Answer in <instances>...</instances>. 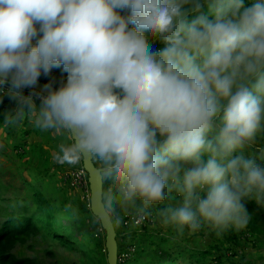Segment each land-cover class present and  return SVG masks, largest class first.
<instances>
[{"label": "clouds", "instance_id": "1", "mask_svg": "<svg viewBox=\"0 0 264 264\" xmlns=\"http://www.w3.org/2000/svg\"><path fill=\"white\" fill-rule=\"evenodd\" d=\"M53 69L58 87L24 94ZM5 85L0 126L51 132L56 164L94 171V224L219 236L264 204V0H0Z\"/></svg>", "mask_w": 264, "mask_h": 264}, {"label": "trees", "instance_id": "2", "mask_svg": "<svg viewBox=\"0 0 264 264\" xmlns=\"http://www.w3.org/2000/svg\"><path fill=\"white\" fill-rule=\"evenodd\" d=\"M153 47L157 50L160 49L159 43H154ZM66 75L67 74L62 72L61 69H53L50 75L41 78V81L44 83H49L51 81L54 87H58L60 82L66 79ZM8 100V96L0 93L1 105H6ZM36 103L39 105L38 99H36ZM29 127L30 124L25 122L22 126L15 127L9 135H6V138H8L7 140L10 141V143L12 142V147L15 148V153L17 154L23 153V149L26 151L27 146L30 144L27 143V137L30 132H33L34 135L38 136V138L44 142L51 141L49 134H44V131L34 128L33 126L29 131ZM10 129L12 130L11 127ZM8 130H6V132ZM31 144L32 148L28 147L29 153L31 150L36 152L39 148L40 154L37 158L40 162L44 161L43 163H45L48 157L46 151L41 148V143ZM262 147H264L263 144ZM62 167L61 165L59 169ZM65 167L67 169L63 168L61 172L77 168L69 165ZM41 168L43 173L48 170L47 165H43ZM35 171L37 172L40 170ZM47 172H49V170ZM60 180H62V177ZM21 181L22 186L17 189L18 194L15 197L9 198L0 196V217L2 216V220L0 221V264H37L34 259L18 258L11 252L16 244H24L31 236L57 242L65 249L78 252L80 257L79 264H98L93 248L87 249L77 243L73 235L76 229L72 231L70 226L67 227L61 222L57 225L55 222L56 219L59 220L58 216L62 217V214L58 212H64L67 206H72L71 203L66 202L64 198L57 194L55 198H49L45 192V188L23 177H21ZM61 187L64 189H71L66 187L64 183ZM74 203L73 207L77 208V202L74 201ZM81 208L89 213L87 204L82 205ZM247 208L251 214V220L242 231L237 232L228 230L219 236L206 227L197 231L198 233L211 232L210 240L214 244L215 253H211L210 250L198 251V249H190L186 246L183 247L182 250L176 247L175 251H171L169 248L173 247V244H169L166 238L157 237L155 242L154 237H152V240H149L150 236L144 233H142L141 238H136V236H138L137 231L145 227H124L121 223L119 226L120 231L116 234V237L118 235L117 255L119 257L121 254L125 253L128 248L133 247L134 250L129 258L122 263L118 262V264H264L262 261L258 262L260 261L259 259H262V251L264 252V204H257L255 201H249ZM187 230L188 229L185 228L182 231V235L185 234ZM81 234L85 235L83 232H81ZM244 238L250 241L251 246L256 249L253 254L250 253L248 255L249 259H245L246 255L242 253L245 244L243 241ZM194 239L196 240L197 238L194 237ZM93 243H95V240H93ZM164 244H167L169 248L165 249L163 246ZM147 245H151V248H158L160 250H146ZM221 245L223 247H220ZM252 257H255L257 260L256 263L252 262Z\"/></svg>", "mask_w": 264, "mask_h": 264}, {"label": "rangeland", "instance_id": "3", "mask_svg": "<svg viewBox=\"0 0 264 264\" xmlns=\"http://www.w3.org/2000/svg\"><path fill=\"white\" fill-rule=\"evenodd\" d=\"M154 43H159L160 49L164 47L163 43L160 41H155ZM45 76L41 75L40 79ZM29 89L24 90V94H29ZM2 95H6V93H2ZM14 107V103L8 100L6 105L0 104V113L4 112L5 110L11 109ZM2 119V117H0ZM32 125L30 124L29 131ZM5 128L0 126V196L1 197H15L18 192L17 189L21 188L22 181L21 177L25 178L32 183L37 184L40 187L45 188L46 194L49 198H55V195H59L60 197L64 198L66 202H70L72 207L74 206V201L77 202V213L73 214L71 211L65 210L62 214V217L58 216L59 220L56 219L55 222L57 225L61 222L63 225L67 227H71L70 229H76L73 232L74 238L78 244L82 245L83 247L93 248L94 254L97 257L98 264H107L106 261V249L104 245V238L105 233L100 228V225L94 224L91 221L90 214L81 208L82 205H88L89 208V192L84 191L81 189L78 194L77 190H70L64 189L60 187V184H63L62 180L59 178L62 177L63 172L61 169L65 168L64 165L61 169L59 164H56L52 160L53 151H51L50 141L48 144H43V149H47L50 152V157H48L46 162H40L37 158L40 154V150L38 151H30L29 148H32V144L30 142H34L35 140L38 141V136L34 135L33 132H30L32 136L28 137L27 143H30L27 146L26 151L23 149V153H15V148L12 147V142L8 141L6 135H9L12 130L9 128ZM264 136H258L256 143L248 150L250 153L255 152L259 153L264 147ZM47 145V146H46ZM29 147V148H28ZM25 156V157H24ZM47 165L49 172L45 171L43 173L41 166ZM66 166V165H65ZM68 166V165H67ZM40 170V171H35ZM47 188V189H46ZM27 214V213H26ZM2 220V216L0 217V221ZM85 235H82L81 232ZM116 234L119 233L120 228L115 227ZM186 233L182 235V232L177 230L174 227H162L158 220H154L151 224H149L144 229H140L137 231L138 236L136 238H141L142 233L149 235V240H152L154 237L155 242L157 237H164L166 238L169 244H173V247L169 248L167 244H164V248L175 251L176 247L182 250L183 247H188L190 249H198V251H205L210 250L211 253H215L214 244L210 240V233L211 232H204V233H191L188 230L185 231ZM79 233V234H77ZM194 237L197 239L195 240ZM95 240V243H93ZM116 241L118 242V235L116 237ZM245 242L244 248L242 249V253L246 255L245 259H249L248 255L250 253H254L256 249L251 246V242L248 240H243ZM249 243V244H248ZM212 245V246H211ZM226 246V245H224ZM220 247H223L222 245ZM149 249L153 250H160L151 248V245L146 246V250ZM184 250V249H183ZM239 250V249H238ZM163 251V250H161ZM179 251V250H177ZM12 254L18 258H29L34 259L37 264H79L80 257L79 253L74 250H68L63 248L57 242H51L48 240H43L37 236H31L26 240L24 244H16L12 249ZM176 253V252H175ZM241 253V252H240ZM241 253V254H242ZM253 263H256L257 260L255 257L251 258ZM258 262H264V252L262 251V259H259ZM122 263V262H121Z\"/></svg>", "mask_w": 264, "mask_h": 264}, {"label": "built area", "instance_id": "4", "mask_svg": "<svg viewBox=\"0 0 264 264\" xmlns=\"http://www.w3.org/2000/svg\"><path fill=\"white\" fill-rule=\"evenodd\" d=\"M8 85L4 86L3 93L7 92ZM30 90V89H29ZM34 91L30 90L29 92ZM35 98V97H34ZM62 181L63 183L68 186L71 189H75L80 191L81 189H84L85 192H89L88 189V182H87V174L86 172H81L79 170V167L75 169H69L63 172L62 174ZM153 222L152 218H149L145 220L142 224L138 226H134L131 220L128 217H124V220L122 222L124 227H135V228H142V227H147L149 224ZM133 247L128 248L127 251L123 254H121L119 257L117 255V261L118 262H123L127 258L130 257V255L133 253Z\"/></svg>", "mask_w": 264, "mask_h": 264}, {"label": "water", "instance_id": "5", "mask_svg": "<svg viewBox=\"0 0 264 264\" xmlns=\"http://www.w3.org/2000/svg\"><path fill=\"white\" fill-rule=\"evenodd\" d=\"M45 84L46 83H44L43 81L38 80V83L35 86V88L30 89V90H34L36 92H41V91H43V86ZM26 89H29V88H24L23 91ZM85 172L87 174V182H88V189H89V208H90V205L92 203L93 192H94L96 185L98 183V178L91 168H88L87 171H85ZM101 228L105 233L104 245H105V249H106L107 264H118V261H117V252H118L117 250L118 249H117L115 228L111 227V226H101Z\"/></svg>", "mask_w": 264, "mask_h": 264}, {"label": "crops", "instance_id": "6", "mask_svg": "<svg viewBox=\"0 0 264 264\" xmlns=\"http://www.w3.org/2000/svg\"><path fill=\"white\" fill-rule=\"evenodd\" d=\"M44 134H49V136H50V147H47V148H51V151H53V153H54V150H55V148H56V145L58 144V143H60L61 142V137H59V136H57V135H54L53 133H51V132H44ZM29 136H32L31 134H29L28 135V137ZM28 137H27V141H28ZM30 143H32V142H30ZM33 143H41V148L44 146L43 144L45 143V144H48V141H46V142H44V141H42L41 139H39L38 141H34ZM47 146V145H46ZM43 149V148H42ZM44 151H46V155H47V157H50V152H48V150L47 149H43ZM64 167H65V165H64ZM66 168V167H65ZM67 169V168H66ZM59 180H60V178H59ZM61 185L62 184H60V187H61ZM66 187H68V186H66ZM70 190H75V189H70ZM78 190H77V193H74V194H78ZM68 203H70V202H68Z\"/></svg>", "mask_w": 264, "mask_h": 264}]
</instances>
